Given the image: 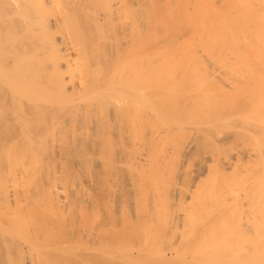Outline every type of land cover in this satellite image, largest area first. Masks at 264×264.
<instances>
[{
	"label": "bare ground",
	"instance_id": "bare-ground-1",
	"mask_svg": "<svg viewBox=\"0 0 264 264\" xmlns=\"http://www.w3.org/2000/svg\"><path fill=\"white\" fill-rule=\"evenodd\" d=\"M153 21L167 29L163 30L166 34L163 38L168 36V47L165 40L162 43L166 46L162 47L164 53H209V63L212 60L217 67V75L218 70H222L218 76L223 78L219 82L210 81V75L205 76L206 71L199 69L204 61L196 56L184 58L183 62L176 59L177 68L173 60L168 59L172 63V66L167 65L171 66L170 72L174 69L171 77H175L178 70L181 73L184 70L177 77L181 79L172 80L171 84L168 80L171 77L164 72L162 79L157 74L159 78H155L149 73L152 68H148L147 75L146 61L141 58L147 54L144 51L142 56L149 46L145 39L156 31L161 33V29L156 30L160 26L156 28ZM184 29L192 31V35L189 37ZM174 33L177 34L174 40L176 36L186 37L185 34L190 39L185 38L183 42L181 36L183 40L181 37L178 40L183 44L177 42L176 45L170 40ZM143 40L147 42L145 46ZM137 46L142 48L138 51ZM212 55H216L214 59ZM131 59L145 64H137L138 70L133 71ZM97 67L99 73L95 72ZM187 76L194 80L192 83L204 81L192 86ZM152 77L156 79L154 83ZM186 81L192 87L187 86ZM163 95L175 96L171 97L174 102L166 101ZM152 97L163 98L165 103L157 107L159 104L157 100L153 103ZM150 103L156 104L155 110ZM147 107L153 112L150 115L153 118H164L165 113V117L173 116L171 122L162 121L161 125L166 126H163L164 131L151 132V143L163 133L164 138L171 141L186 139L188 132L183 126L192 119L193 125L199 120L205 121L204 125L199 123L200 127L196 124L197 133L213 132L217 137L231 130L230 135L237 142L217 153L214 150L219 147L215 142L203 145L206 155L203 161H198V170L208 168L209 163L210 167L216 164L220 173L232 168L234 175L237 170L241 182L237 183L240 186H234L240 191L232 190L235 188L231 186L233 176L231 180H223L226 181L223 185L230 183L233 187L226 186L231 189L226 192L228 196L222 193L226 187L222 191L218 190L220 185H216L218 189L214 185L209 188L218 191L209 192L210 203H215L203 208L211 210L204 211L207 219L202 218L201 222H205L193 232L190 247L182 249L180 244L171 248L173 258L188 260L183 255L190 253L192 257L187 264H264V0H0V264H115L116 254L130 258L127 245L132 238H127L131 236V232L130 235L127 232L130 224L126 226L129 222L124 219L125 214L120 215L125 223L120 233L116 232L113 205L108 206L112 196L107 194L113 192L109 185L106 187V180L104 184L101 181L103 176L112 173L110 169L115 165L127 167L128 161L143 158H137L140 153L137 151L135 156V149L137 142L139 147L144 144L141 130L150 122L146 123L150 119ZM187 144L179 152L183 158L193 149L191 143ZM90 162H98L101 170L98 173L105 174L97 173L100 180L93 177L96 182H91L86 191L83 186L88 184L82 185L80 181L84 179L77 177L79 167L85 169L86 166H82ZM36 166L41 167L40 171ZM224 171L223 174L228 173ZM34 172L39 173L38 176ZM226 197L233 202L236 200L235 204ZM237 205L243 206L238 209ZM121 209L123 213V205ZM170 212H165L166 220L161 221L166 222L169 229L171 225L185 223L182 218L187 213L181 217ZM222 214L230 217L225 219ZM90 219L94 224L91 225L92 220L89 224ZM235 224H238L236 229ZM143 236L146 238L145 234ZM118 237L122 242L117 243ZM153 243L157 248V241ZM165 256H162L164 261ZM141 260L147 261L145 257ZM137 261L136 264L141 262Z\"/></svg>",
	"mask_w": 264,
	"mask_h": 264
},
{
	"label": "rangeland",
	"instance_id": "rangeland-1",
	"mask_svg": "<svg viewBox=\"0 0 264 264\" xmlns=\"http://www.w3.org/2000/svg\"><path fill=\"white\" fill-rule=\"evenodd\" d=\"M153 22H155V21H153ZM144 23H145V21H144ZM143 23V24H144ZM150 23H152V22H150ZM157 23H159V22H155V25H156V28H157V25H159V24H157ZM147 24V23H146ZM153 24V23H152ZM148 25V24H147ZM150 25V24H149ZM154 25V26H155ZM163 25V24H162ZM162 25H159L160 27H162V28H160L159 26V28H157L156 30H158V29H161L160 31H161V33L159 34V31H154L153 30V32H155L156 34H150L151 32H152V30L151 29H154V28H149L148 30V32H150L149 34H150V38L151 39H148L149 37H147L145 34H147V29L146 30H144V36H146L147 37V39H145L146 41H148L149 42V44H147V45H151L150 47L149 46H147V49H145V50H143V53H142V56H143V54H145V53H147V54H145V56L144 57H141V53L139 54L140 55V57L143 59L142 61H144L145 63H146V65H147V67H146V69L147 70H144L145 71V73H147V75H148V68H150V70H151V68H152V71H149V73H151L152 72V74H153V77H155V78H159L160 76H161V79H162V75H164V74H166L167 76H169V77H171V75H173V74H171V72L174 70H171V72H170V68H171V66H172V63H174V61H177L178 62V60L180 61V62H183V59L184 58H188V59H190V57H192L193 59L195 58L194 56H196V59L198 58L199 59V57L202 59H200L202 62L204 61V64L202 65V67H199V69H203V71H206V74H204L205 76L207 75V76H209V78L208 79H210V81H211V79H213L212 81H214V82H219L222 78H220L218 75L219 74H222V70L221 71H219L218 70V72H220L218 75H217V73H216V71H217V67L215 66V65H213V63H212V60H211V63H209L210 61L208 60L210 57L208 56L209 55V53H200V52H197L198 53V55H196L195 53H193L192 55H189V54H184V53H182V52H180V51H176V52H174V53H171V52H169V51H166L165 53L163 52V50L164 49H162V47L163 46H165V45H167V47H168V44H167V42H166V40L168 41V36L166 37V38H163V36L164 35H166L165 34V32L163 31V30H165L166 29V27L164 28ZM144 26H146V25H144ZM151 26H153V25H151ZM148 28V27H147ZM164 28V29H163ZM187 30H188V32H187ZM187 30H183V31H186V33H187V35L190 37L191 35H192V31H190L189 29H187ZM146 31V32H145ZM166 31H167V29H166ZM182 31V32H183ZM182 32H180V34L182 33ZM163 33V34H162ZM169 33V32H168ZM171 33V32H170ZM170 33H169V36H170ZM177 34H178V32H177ZM177 34H173L172 36V38L173 39H170L171 41L173 40V41H175V43H176V45L178 44V43H182L183 44V42L187 39H190L185 33H183V34H185V36L186 37H184L183 35H181L183 38H184V40L182 39V37L181 36H176V37H181V39L183 40V42H181L180 41V39L178 40V38H175V40H174V37H175V35H177ZM189 34H191V35H189ZM154 35V36H153ZM179 35V34H178ZM152 36H153V38H152ZM160 37H162L163 39H160ZM165 37V36H164ZM156 40H155V39ZM186 38V39H185ZM177 39V40H176ZM164 40H165V42H164ZM170 40H169V42H170ZM144 41V40H143ZM146 41H144L143 42V45L145 46V44L147 43ZM155 41V42H154ZM157 41V42H156ZM151 42H153V44H154V46L152 45V44H150ZM158 42H159V44H158ZM165 43V45L164 44H162V43ZM178 42V43H177ZM174 43V42H173ZM174 43V44H175ZM138 44V43H137ZM139 45V44H138ZM171 45H172V43H171ZM180 45V44H179ZM135 46V45H134ZM134 46H133V51H135L134 50ZM140 46V45H139ZM139 46H137V47H135L136 48V50H138V49H140V48H142V47H140L139 48ZM174 46V45H173ZM156 47V48H155ZM158 47H160V48H158ZM170 47H172V46H170ZM177 47V46H176ZM143 48H145V47H143ZM153 49V51L151 52V50ZM165 48H166V46H165ZM174 48V47H173ZM172 48V49H173ZM150 51H149V50ZM156 49V50H155ZM146 50H148L149 51V53H148V51H146ZM170 50H171V48H170ZM139 51V50H138ZM144 51H145V53H144ZM165 51V50H164ZM136 52V51H135ZM134 52V53H135ZM154 52V53H153ZM156 52V53H155ZM167 52L169 53V54H167ZM134 53H131V55L132 54H134ZM176 53H178V54H176ZM137 55H138V53H136ZM207 55V56H206ZM133 56V55H132ZM215 56L216 55H212L211 57H213V59L215 58ZM179 57V58H178ZM209 57V58H208ZM135 58V57H134ZM138 59H139V57H137ZM137 58H136V60H137ZM140 58V59H141ZM192 58H191V60H192ZM168 59H170V62H171V60H173L172 61V63H170L169 61H168ZM175 59V60H174ZM176 59H178V60H176ZM204 59V60H203ZM132 60V59H131ZM130 60V69L132 70L133 69V71H136V70H138V66L136 67V65L138 64L139 66H141L142 64H145V63H142V64H139V62L137 63H135V61L133 62V60H135V59H133L132 61ZM167 61V62H166ZM214 61V60H213ZM133 62V63H132ZM167 63L166 65H165V63ZM169 64H171V66L169 67V66H167V65H169ZM175 64V67L174 68H177V65L176 64H178V63H174ZM182 64V63H181ZM198 64H200L199 62H198ZM214 64H215V62H214ZM163 65H165V67L163 66ZM180 65V64H179ZM178 65V66H179ZM103 66H104V64H103ZM145 66V65H144ZM163 68H162V67ZM198 66H200V65H198ZM132 67V68H131ZM160 67V68H159ZM168 67H169V69H168ZM172 67V68H173ZM98 68L99 67H97V68H95V72L96 73H99L100 71L98 70ZM143 68V67H142ZM145 68V67H144ZM143 68V69H144ZM219 68V67H218ZM105 69V68H104ZM162 69V71H160ZM102 70V69H101ZM175 71H176V69H175ZM180 70H178V72H176L175 73V77H171V79H169L168 78V80H171L169 83L171 84V83H173V81L174 82H176L178 79L180 80L181 78H177V77H179V76H181V74L182 73H184L183 71L184 70H182V73L181 72H179ZM153 72H155V73H153ZM164 72V74H162ZM174 72V71H173ZM172 72V73H173ZM200 72H202V70L200 71ZM215 72V73H214ZM178 73V74H177ZM179 73H180V75H179ZM186 73V72H185ZM151 74V75H152ZM155 74V75H154ZM156 74H157V76H159V77H156ZM186 74H188V73H186ZM212 74H216V76H213ZM189 76V75H188ZM187 76V77H188ZM153 77L151 78L152 79V83H154L153 81H155L156 79H153ZM201 77H204L203 75L201 76ZM219 77V78H218ZM165 77H163V79H164ZM177 78V79H176ZM190 77H188V81L191 79H189ZM206 78V77H205ZM76 79H78V78H76ZM207 79V80H208ZM220 79V80H219ZM137 80V79H136ZM164 80H166V78L164 79ZM167 80V81H168ZM173 80V81H172ZM200 80V79H199ZM203 80V79H202ZM202 80H200L201 82H202ZM148 81H150V80H148ZM166 81V83L168 84V82ZM188 81H186V83H188ZM193 82L194 80H190V82ZM204 81V80H203ZM236 81V80H235ZM151 82V81H150ZM190 83V84H192V86H194L193 84L195 83ZM201 82H198V83H201ZM198 83L196 82L195 84L196 85H198ZM221 83V82H220ZM236 83V82H235ZM190 84L188 83V85L187 86H190ZM195 85V86H196ZM192 86H190V87H192ZM164 92V91H163ZM164 94H166V93H164ZM153 97H155V96H153ZM152 97V99H154ZM171 97H175V96H167V98H166V95H165V97H164V95H163V98H165L166 99V101H168V100H172L173 101V99H171ZM155 98H158V97H155ZM163 98L162 99H160L161 101L163 100ZM151 99V98H150ZM159 99H154V101H152L153 103L154 102H156V100H157V103L156 104H159V106H157V107H160L161 108V106H162V104H164L165 102V99H164V101H160ZM159 101V102H158ZM170 101H168V102H170ZM149 102H151V100L149 101ZM174 102V101H173ZM172 102V103H173ZM151 105H152V103H150ZM156 104H154V105H152L153 107H154V109H152V110H155V106H156ZM161 104V105H160ZM145 105H147V104H145ZM169 105H171V103L169 104ZM164 106H166V104L164 105ZM168 106V105H167ZM146 110H148L147 112H148V117L151 119H148L147 121H146V123L148 122V121H150L149 123H147L146 125H144V129H142L141 131H142V134H143V138H144V144H142L143 146H140L139 147V145H138V142L136 143L137 145V147H136V149H135V152L137 151L138 153L140 152H142L141 154L139 153L138 155H137V152H136V154H135V156L137 157V158H139L140 156H142L143 158H144V160H143V158H140V159H132L131 161L132 162H134V160H139V161H137V163L136 162H134L133 164H130V163H132L131 161L129 162L128 161V165H127V167L126 166H124V165H122V164H117V165H115L114 167H115V170L113 171L112 169H114V167L112 168V169H110L111 170V174H107V176L105 175V176H103V174H105V173H102V172H100V173H98V171H101L100 170V167H99V165H98V162H90V163H94L95 165H96V163H97V165H98V167L97 166H94V164H93V166H89L90 165V163H87L88 164V166H89V169H88V166H87V164L86 165H83L82 166V168L84 167V166H86L87 167V169H86V167H84L85 169H82L81 170V167H79L80 168V173H81V175L82 176H80V173L78 172L79 171V168H78V173H79V175L77 174V172H76V175H78V177L77 178H79V180L80 179H84V180H82V181H80V183L81 182H83L82 183V185H85L86 183L88 184V186H87V184H86V186L87 187H84L83 186V188H86L85 190L87 191V188L89 187H91V182L93 183L94 181H95V179L94 180H92L93 179V177L94 178H96L97 179V175L98 174H100L101 176H103L104 178H102V180L103 181H101L102 183L103 182H105V180H106V182L108 183H106L105 182V184H106V187L108 186V187H111V189H112V192L115 194V196L113 197V195H111V194H113V193H111V189L109 190L110 192H108L107 191V189H106V187H104L105 188V190H106V192H108L107 194H109L108 196H112L110 199H109V201L111 202V204L110 205H108L110 208H111V206H112V211L115 213H113L114 215H115V217H116V220H115V223H116V227H115V230H116V232L118 231L119 233H120V229H123V228H120V227H124V226H122V225H124V224H122V223H125L124 222V219H127V221L129 222L126 226H128L129 224H130V229L132 230H130V229H128V228H126V231H127V229L129 230V231H127V232H129V234L128 235H130V232H131V236H128L127 238H129V237H132L131 239L129 238V243H127V245H128V247H130V251L133 253V256H131L132 255V253L130 252V254H129V256H130V258H132V259H130V258H128V260H127V258H125V257H122L120 254H116V260L118 261H120V262H117V261H114L115 262V264H130V262H131V264L132 263H134V261H135V263L134 264H136V260H140L141 262L139 263L138 261V263L139 264H144L145 262L147 263V264H157L158 262H159V264H163V262H164V264L166 263V264H168V263H170V264H181V263H179V262H183L182 264H184L186 261H188L189 262V259L192 257V256H190L191 254L190 253H186V254H184L183 255V258L184 259H188V260H181L180 261V259H177L175 256H174V258H173V254L174 253H172V252H170L171 251V248L172 247H176L177 245H180L181 244V248L182 249H186L187 247H190V243L192 242V236L194 235V233H195V231L198 229L197 227H201L202 225L201 224H203L201 221H203V220H206L207 219V215H206V213L207 212H209V211H211V210H209V208H207L208 210H204V209H206L205 207H209V203H210V201H211V199H210V201H209V197H211V195H210V193L209 192H213L214 193V191L215 190H217L218 189V187L217 186H219L220 187V189H218V190H223V188H225L227 185L230 187V188H233V187H231V186H234V184L235 185H238L239 183L238 182H241V180L239 181V177L241 176V174H240V172L239 171H237L236 169V173H235V171H234V175H232V172H233V170H232V168H229V169H225V171L224 170H222V174H223V171L224 172H227L228 171V173H224L223 175H224V179H223V175L220 173V172H218L217 170V167H215V166H217L216 164H213V166H211L210 167V163L208 164V168L207 167H205V169L204 168H201V169H199L198 170V168H197V163H198V161L199 160H201V161H203L202 159H203V156H205L206 154V152L204 153V150H203V145L206 143V142H208V141H211V142H215L216 144H217V147H219V148H216L215 150H214V153H217V152H220V151H223L224 149L225 150H227V149H229V148H231L232 146H234L237 142L235 141V138L233 137V136H231L230 134H231V130H226V131H224L225 132V134H224V132H223V135H222V133H219L218 135H217V137H216V133L214 134L213 132L211 133H209V134H207V132H206V134H204V133H197L196 132V128L198 127L197 125H199V127L201 126V124L202 125H204V123L203 122H205L204 120H199L198 121V123L196 122V124L195 125H193V119H192V122H188V123H186L183 127L186 129V132H188V135L186 136V139H184V141H183V139H181V140H178L177 141V139H179V138H175V139H172L173 141H171V138H169V139H167V138H164L165 137V135H164V133L161 135V136H159V138L157 139V140H155V141H153L152 143L150 142V139H151V132H157L158 130H160V131H164L163 129H165L166 128V126H164L163 124V122L162 121H164L165 122V124H166V122H169V120H170V122H171V119H172V117H165V115H167V113H165L164 114V118H163V116H162V118L160 117V119H159V117H157V118H153L152 116H150V115H152V113L153 112H151V111H149V109H148V107H147V109ZM168 118V119H167ZM170 118V119H169ZM156 119V120H155ZM162 119V120H161ZM166 121H165V120ZM159 123V126H158V123ZM195 122V121H194ZM200 122H202L201 124H199ZM161 123H163L162 125H161ZM192 123V124H191ZM228 123H230V121H228ZM238 124H241V123H238ZM168 125V124H167ZM151 126L153 127V128H155L154 130L151 128ZM165 128H164V127ZM151 128V129H150ZM185 132V133H186ZM229 133V134H228ZM204 134V135H203ZM207 135H209V137L207 136ZM222 135V136H221ZM211 136V137H210ZM213 136V137H212ZM221 136V137H220ZM161 137H163L162 139H161ZM204 137V138H203ZM219 138V139H218ZM160 139V140H159ZM167 139V140H166ZM207 140V141H206ZM182 143H181V142ZM150 142V143H149ZM180 142V143H179ZM191 144H190V143ZM236 142V143H235ZM141 143V142H140ZM184 143V144H183ZM188 143V144H187ZM186 144L187 145H189L190 144V148H193V149H190L191 151H189L190 153H187L186 154V156H184V158L179 154V152H180V149L183 147V146H186ZM141 145V144H140ZM192 145V146H191ZM180 147V148H179ZM179 148V150H177ZM223 148V149H222ZM195 149V150H194ZM133 150V149H132ZM217 150V151H216ZM218 150H220V151H218ZM188 152V151H187ZM132 153H134V152H132ZM179 154V155H178ZM144 155V156H143ZM179 156V157H178ZM189 158H188V157ZM152 157V159L150 160V158ZM167 159H165V158ZM171 157V158H170ZM175 157V158H174ZM180 157H181V159H180ZM215 157V159H218L219 158V156H214ZM187 158V159H186ZM176 160L175 162L174 161H172V163L170 162L171 160ZM144 161V162H142V161ZM195 161V162H194ZM46 162V161H45ZM44 162V163H45ZM180 162V163H179ZM38 163H40V162H38ZM43 163V162H42ZM43 163V164H44ZM123 163V162H122ZM126 163V162H125ZM174 163V164H173ZM140 164V165H139ZM40 165V164H39ZM126 165V164H125ZM212 165V164H211ZM196 166V167H195ZM207 166V165H206ZM37 168L39 167V170L37 169V171H40V166H36ZM93 167V168H92ZM122 167V168H121ZM213 167V168H212ZM91 168V169H90ZM97 168V169H96ZM212 168V169H211ZM215 168V169H214ZM94 169V170H93ZM102 169V168H101ZM208 169V170H207ZM217 169V170H216ZM85 170V171H84ZM89 170H90V172H89ZM96 170V171H95ZM110 170H109V172H110ZM209 170L211 171V172H209ZM216 170V171H215ZM34 171H36L35 170V168H34ZM36 171V172H37ZM124 171V172H123ZM36 172H34V173H36ZM85 172H87L86 174H85ZM94 172H96V173H94ZM84 173V174H83ZM98 173V174H97ZM107 173V172H106ZM220 173V174H219ZM231 173V174H230ZM238 173V174H237ZM38 174L39 173H36L35 175H37L38 176ZM88 174V177L86 176ZM87 178V179H85V177ZM92 177H90V176ZM97 176V177H96ZM222 176V177H221ZM233 176V178L234 179H232L234 182H231L230 180H231V177ZM235 176V177H234ZM237 176V177H236ZM82 177V178H81ZM90 177V178H89ZM218 177V178H217ZM227 178H230V180H229V182H231V186H230V183L229 184H227V185H223V184H225V182L226 181H223V180H225V179H227ZM240 179H241V177H240ZM78 180V179H77ZM78 180V181H79ZM90 181V182H88V181ZM97 180H100V178H98ZM236 180H238V181H236ZM86 181V182H85ZM199 181H201V182H199ZM235 181H236V183H235ZM96 182V181H95ZM100 182V181H99ZM216 182H217V184H216ZM198 183H199V186H198ZM220 183V184H219ZM238 183V184H237ZM93 184H95V183H93ZM104 184V183H103ZM90 185V186H89ZM213 185H214V187H216L217 189H213L212 191L211 190H209V188L211 189V187H213ZM217 185V186H216ZM94 186V185H93ZM92 186V187H93ZM197 186V187H196ZM238 186H240V185H238ZM238 186H237V188H236V186H234L235 188H233L232 190L234 191L235 189V192L237 191V189H239L238 188ZM229 187H226L225 189V191L223 190V192L222 193H226V192H228L227 190H228V188ZM89 188H88V190H89ZM195 188H196V190H195ZM197 188H199V192H197ZM229 188V190H231ZM181 190H182V192H181ZM217 190V191H218ZM125 191V192H124ZM216 191V193H218ZM221 191H219V193H221ZM238 191H240V189L238 190ZM106 192H105V194H106ZM123 192H124V194H123ZM182 194H181V193ZM197 192V193H196ZM235 192H233V193H235ZM196 193V194H195ZM207 193H208V195H210V196H208L207 195ZM212 193V194H213ZM221 193V194H222ZM232 193V194H233ZM106 194V195H107ZM194 194V195H193ZM199 194V195H198ZM220 194V195H221ZM181 195H182V197H181ZM206 195V196H205ZM225 195V194H224ZM229 195H230V192H229ZM125 196V198H123ZM208 196V197H207ZM225 196H228V193H226V195ZM127 197V198H126ZM184 197V198H183ZM198 197V198H197ZM229 197H231V196H229ZM229 197H226V198H228V200L230 201H232V202H230V203H234L235 204V201L233 202V200H232V198H229ZM233 197V196H232ZM235 197V196H234ZM181 198V199H180ZM212 198V197H211ZM225 198V197H224ZM122 199H123V202H122ZM205 201H204V200ZM236 199V198H235ZM204 203H203V202ZM212 201H213V199H212ZM109 202V203H110ZM127 202V203H126ZM202 202V203H201ZM205 202H206V204H205ZM208 202V203H207ZM105 203H107V202H105ZM211 203H215L214 201L213 202H211ZM210 203V204H211ZM228 201H227V204H230ZM120 204H121V206H120ZM161 204H162V207H161ZM200 204H202V205H200ZM218 204V203H217ZM233 204V205H234ZM240 204V203H239ZM122 205H123V213H122V209H121V207H122ZM208 205V206H207ZM219 205H221V204H219ZM232 205V204H231ZM125 206V207H124ZM210 206H212V204L210 205ZM239 206L240 205H237V208L239 209ZM243 206V205H242ZM242 206H240V207H242ZM165 207H167V208H165ZM234 207V206H233ZM126 208V209H125ZM159 209V210H157V209ZM162 208H163V210H162ZM170 210H169V209ZM204 208V209H203ZM211 208V207H210ZM120 209V210H119ZM164 209H165V211H164ZM193 209H195L194 211H193ZM243 209H247V208H243ZM138 210H139V212H138ZM170 212V214H174V213H176V214H178L179 216H184L185 214H183V213H187L186 215H185V217H183L182 218V220L185 222L183 225H185V226H183L182 225V223L183 222H181L180 223V225H179V223H178V226L177 225H171V229H169V225L165 222H161V221H165L166 219H164V216H165V212ZM182 210V211H181ZM196 210L198 211V212H196ZM157 211H159L158 212V217H157ZM193 211V212H192ZM200 211V212H199ZM204 211H207L206 213L204 212ZM245 211H247V210H245ZM127 212V213H126ZM181 212V213H180ZM196 212V213H195ZM232 212V211H231ZM137 213V214H136ZM142 215H141V214ZM162 213V214H161ZM192 213V214H191ZM221 213H223V212H221ZM225 213H227V211H225ZM125 214V216H123L124 217V219H123V217L122 218H120L122 215H124ZM139 214V215H138ZM155 214V215H154ZM162 216H160V215ZM176 214H174V215H176ZM205 214V215H204ZM224 214V213H223ZM222 214V216H225V215H223ZM121 215V216H120ZM129 216V218L127 217V216ZM194 215V216H193ZM228 215H230V212H228ZM137 216V217H136ZM186 216L188 217L187 219H186ZM192 216V217H191ZM200 216V217H199ZM218 216V215H217ZM221 216V215H220ZM221 216V217H222ZM227 216V215H226ZM225 216V219H227L228 217H230V216H228V217H226ZM114 217V218H115ZM119 217V218H118ZM126 217V218H125ZM159 217H161L160 219H158ZM197 217H199V218H197ZM205 217H206V219H205ZM219 217V216H218ZM218 217H217V219H218ZM134 218V219H133ZM139 218V219H138ZM203 218V220H201ZM119 219V220H118ZM132 219V220H131ZM136 219V220H135ZM139 221H138V220ZM157 219V220H156ZM185 219V220H184ZM223 219H224V217H223ZM91 220H92V223H91ZM148 220V221H147ZM160 220V222H158ZM197 220H200V221H197ZM94 221H95V219H94ZM187 221H188V224H187ZM191 221V222H190ZM87 222H89L88 220H87ZM96 222V221H95ZM136 222V223H135ZM139 222H142L143 224H141V223H139ZM145 222V223H144ZM219 222V221H218ZM91 223V225L92 224H94V222H93V219H90V222H89V224ZM148 223V224H147ZM162 223V224H161ZM198 223V224H197ZM220 223V222H219ZM227 223H228V221H227ZM131 224H132V226L136 229H134V228H132V226H131ZM136 224L138 225V224H140V225H138V226H136ZM164 224V225H163ZM167 224V225H166ZM192 224V225H191ZM229 224V223H228ZM135 225V226H134ZM146 225V226H145ZM149 225V226H148ZM151 225V226H150ZM189 225V226H188ZM227 225V224H226ZM236 225V224H235ZM89 227H90V225H88ZM154 226L156 227V228H154ZM162 226V227H161ZM168 228H166V227ZM184 228H183V227ZM188 226V227H187ZM88 227V228H89ZM139 227H142V229L141 228H139ZM144 227V228H143ZM153 227V228H152ZM165 227V228H164ZM194 227V228H193ZM195 227H196V229H195ZM227 228H230V226L228 227V226H226ZM232 227H233V225H232ZM231 227V228H232ZM236 227L238 228V224L235 226V228L234 229H236ZM119 228V229H118ZM148 228V229H147ZM151 228H152V230H151ZM158 228H159V231H158ZM139 229V230H138ZM141 229V230H140ZM143 229H145L144 231H145V233H143L144 231H143ZM150 229V230H149ZM187 229V230H186ZM191 231H189V230ZM147 230V231H146ZM167 230V231H166ZM171 230V231H170ZM194 230V231H193ZM134 231V232H133ZM143 231V232H142ZM179 231V232H178ZM188 231V232H187ZM139 232V233H138ZM186 232V233H185ZM194 232V233H193ZM235 232V231H234ZM132 233H133V235H132ZM148 233V234H147ZM127 234V233H126ZM125 234V235H126ZM145 234V236H146V238L143 236ZM153 234V235H152ZM181 234V235H180ZM190 234V235H189ZM124 235V239H125V241L127 240L126 239V236ZM179 235H180V237H179ZM183 235H185V236H183ZM118 236H120V235H118ZM137 236V237H136ZM149 236H152L151 238L149 237ZM164 236V237H163ZM183 236V237H182ZM188 236H189V238L190 239H187L188 238ZM123 237V236H122ZM147 237H149V239L147 238ZM154 237V240H152V238ZM170 237V238H169ZM120 238L121 237H118V241H117V243H120V242H122V240L123 239H121V241H120ZM142 238H144V240H142ZM164 238V239H163ZM177 238V239H176ZM183 238V239H182ZM185 238V239H184ZM141 239V240H140ZM147 239H148V241H147ZM172 239H173V241H172ZM179 239V240H178ZM187 239V240H186ZM136 240V241H135ZM182 240V242H180V243H178L179 241H181ZM191 240V241H190ZM133 241V242H132ZM139 241H141V242H139ZM147 243H146V242ZM149 241L151 242V241H157V243H155L156 244V246H157V248H155V245H154V243L153 242H151L152 243V245H150V244H148L149 243ZM161 241H164V242H161ZM170 241V242H169ZM176 241V242H175ZM178 241V242H177ZM188 241V242H187ZM127 242V241H126ZM136 242V243H135ZM144 242V243H143ZM158 242L160 243V244H158ZM140 243V244H139ZM146 243V244H145ZM164 245V248H162L163 246H162V244ZM184 243V244H183ZM133 244V245H132ZM169 244V245H168ZM186 244H187V246H186ZM124 245H126V243L124 244ZM142 245H144V246H146L145 248L142 246ZM159 245H160V247H159ZM170 245H171V247H170ZM185 245V246H184ZM189 245V246H188ZM133 248H132V247ZM140 246V247H139ZM142 246V247H141ZM149 246V248H147ZM162 246V247H161ZM192 246V245H191ZM155 248V250L154 249H152V248ZM158 247L161 249L162 248V252L160 251V249L158 250ZM168 247V248H167ZM134 249H136V251L134 250ZM142 250V253L140 254L139 253V251H141ZM145 249V250H144ZM133 250V251H132ZM149 250H152V251H150L149 252ZM189 250V249H188ZM144 251H146V253L144 252ZM187 251V250H186ZM144 252V253H143ZM148 252V253H147ZM152 252V253H151ZM158 252V253H157ZM157 255H156V254ZM122 254V253H121ZM146 254V255H145ZM150 254V255H149ZM154 255L155 254V256H152V255ZM158 254H160V255H158ZM166 255L165 257V261L164 260H162V256L163 255ZM139 255H141V256H139ZM151 257V258H153V259H151L149 256ZM171 255V256H170ZM136 256H138V257H136ZM148 256V257H147ZM158 256V257H157ZM185 256V257H184ZM144 257L147 259V261L146 260H144ZM160 257V258H159ZM118 258V259H117ZM126 259V261H125V259ZM137 258V259H136ZM141 258L144 260V261H142L141 260ZM170 258V259H169ZM173 258V259H172ZM169 260V261H167V260ZM132 260V261H131ZM150 260V261H149ZM179 262H178V261ZM191 260V259H190ZM129 261V262H128ZM154 261V262H153ZM167 261V262H166ZM176 263H175V262ZM122 262V263H121ZM124 262H126V263H124ZM151 262V263H150ZM153 262V263H152ZM161 262V263H160ZM137 263V264H138ZM145 263V264H146ZM185 264H187V262L185 263Z\"/></svg>",
	"mask_w": 264,
	"mask_h": 264
}]
</instances>
